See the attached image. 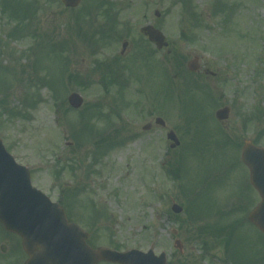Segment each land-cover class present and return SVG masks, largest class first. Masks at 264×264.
I'll use <instances>...</instances> for the list:
<instances>
[{
  "label": "rangeland",
  "instance_id": "1",
  "mask_svg": "<svg viewBox=\"0 0 264 264\" xmlns=\"http://www.w3.org/2000/svg\"><path fill=\"white\" fill-rule=\"evenodd\" d=\"M174 1L110 0L126 9L114 20L119 32L131 27L135 32L155 21L175 53H156L153 59L162 61L166 80L154 67L143 68L152 58L144 61L146 52L140 49L136 60V41L129 39L130 53L123 60L127 69L119 62L113 68L132 84L118 99L104 82H111V60L123 40H113L111 46V17L107 22L98 12L111 4L83 0L72 13L55 0H38L19 35H10L17 21L0 4V137L16 161L30 169L34 187L54 202H71L74 222L95 246L151 247L155 254L165 252L169 264H234L233 254L237 264H264V239L245 222L236 225L242 214L218 215L220 210L245 208L240 187L252 198L247 171L237 161L243 142L250 138L264 147V0H223L237 5L225 24L223 13L213 10L216 0H187L188 11ZM154 9L160 12L158 19ZM76 14L86 16L77 20ZM195 56L205 69L222 75L208 89L201 87L205 81L183 73ZM175 59L183 64L179 74ZM73 92L84 101L78 110L67 104ZM219 104L231 110L228 121L219 123L223 134L213 133L217 124L211 111L214 115ZM156 117L165 129L142 131ZM168 130L180 141L176 150L169 149ZM176 160L182 162L183 176L173 181L166 170ZM72 191L77 193L73 199L68 196ZM172 204L183 207V213L173 215ZM192 204L198 216L191 215ZM215 223L236 226L226 235L227 253L225 243L211 233L208 240L218 245L207 253L200 241L188 242L181 232V227ZM176 238L183 244L181 253L172 247ZM22 256L14 253L0 264H18Z\"/></svg>",
  "mask_w": 264,
  "mask_h": 264
},
{
  "label": "water",
  "instance_id": "2",
  "mask_svg": "<svg viewBox=\"0 0 264 264\" xmlns=\"http://www.w3.org/2000/svg\"><path fill=\"white\" fill-rule=\"evenodd\" d=\"M65 6L74 7L79 0H62ZM157 46L158 39L149 33ZM165 45V44H164ZM191 70L195 68L190 67ZM69 105L78 109L82 105L79 96L73 94ZM226 111L218 113L224 118ZM168 138L177 141L172 133ZM243 162L249 167L251 184L261 197V204L249 215L252 222L264 234V149L245 147ZM175 212L180 209L174 207ZM0 223L7 231L19 235L22 246L29 255L26 264H96L100 260L121 264H165L162 257L155 258L130 252L119 255L107 250H92L86 244V234L75 225L68 224L63 211L43 194L31 187L29 172L18 166L5 152L0 141Z\"/></svg>",
  "mask_w": 264,
  "mask_h": 264
},
{
  "label": "flooded vegetation",
  "instance_id": "3",
  "mask_svg": "<svg viewBox=\"0 0 264 264\" xmlns=\"http://www.w3.org/2000/svg\"><path fill=\"white\" fill-rule=\"evenodd\" d=\"M109 3H111V9H108V10H104L103 12H108L109 15H111V26L114 30H111V46L113 45V40H115V33L116 34H119L118 36V39L117 40H123L127 43L126 45V48H125V54H122L121 55V52L119 53V56L118 58L119 59H123L126 55H128L130 53V50L131 49V42L129 43V39H133L136 41L135 43V51H134V54L136 53L137 50H140V49H148L149 47L154 49V45L149 43L148 40H147V37L140 31L139 34H136L134 32V30L131 28H128L127 30H125L124 33H121L118 31V28L115 24H114V20L117 19V17H119L120 15H122L124 12H126V10H124L123 6H119L117 7L116 4L110 2V0H108ZM122 7V9H120ZM152 25V24H151ZM155 28H157L155 25H153ZM117 40H115V42H117ZM129 52V53H128ZM161 51H157L155 53H160ZM123 53V52H122ZM128 53V54H127ZM133 55V54H132ZM137 55V53L135 54V56ZM205 75L206 76H212L214 77L215 75H212L211 73H207L205 72ZM19 253V239L11 234V233H8L6 232L3 227L0 225V253L4 256V255H9L10 257L14 254V253ZM105 264V263H103Z\"/></svg>",
  "mask_w": 264,
  "mask_h": 264
}]
</instances>
